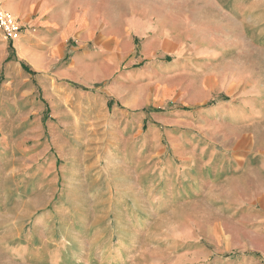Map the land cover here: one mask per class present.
<instances>
[{
	"label": "rangeland",
	"instance_id": "374dc122",
	"mask_svg": "<svg viewBox=\"0 0 264 264\" xmlns=\"http://www.w3.org/2000/svg\"><path fill=\"white\" fill-rule=\"evenodd\" d=\"M116 1L77 16L133 6L171 49L102 63L0 0V264H264V0Z\"/></svg>",
	"mask_w": 264,
	"mask_h": 264
},
{
	"label": "crops",
	"instance_id": "0c3cea01",
	"mask_svg": "<svg viewBox=\"0 0 264 264\" xmlns=\"http://www.w3.org/2000/svg\"><path fill=\"white\" fill-rule=\"evenodd\" d=\"M92 1V3L96 1L109 2V0ZM77 2L78 0H8L7 9L19 16L20 24L23 27L30 29L27 33L44 29L54 31L72 27L74 24L75 27L78 25L76 28L82 30L81 35L84 40L82 44L90 45L92 49L95 48L94 50L88 49L84 54L96 57L102 63H110V61L116 63L125 58L132 51L131 49L127 50L126 46L143 37L151 38L141 48L140 55L143 57L153 56L161 47L164 51V48L171 49L166 47L170 46L171 36L156 29L157 24L154 25L151 18L141 15L134 10L133 6L127 8L128 15L121 14L120 11H117L116 15L114 12L108 15L106 14L107 10H103L100 6L96 9V4H94L92 7L82 10L81 16H77ZM112 2L118 3L116 0H112ZM53 39L54 43L60 42L61 35ZM150 48H152L151 51ZM174 68L183 71L184 66L176 63ZM242 82L247 85L246 81L242 79H237L235 76L232 78L234 86L240 85ZM253 111L254 109L251 110L252 115L249 114L248 118L250 116L253 119L256 118L258 114ZM244 155L248 157L250 154L245 151Z\"/></svg>",
	"mask_w": 264,
	"mask_h": 264
},
{
	"label": "built area",
	"instance_id": "2783aa9c",
	"mask_svg": "<svg viewBox=\"0 0 264 264\" xmlns=\"http://www.w3.org/2000/svg\"><path fill=\"white\" fill-rule=\"evenodd\" d=\"M0 31L5 39L13 41L18 38L20 27L15 18L6 13L0 6Z\"/></svg>",
	"mask_w": 264,
	"mask_h": 264
},
{
	"label": "trees",
	"instance_id": "16d2710c",
	"mask_svg": "<svg viewBox=\"0 0 264 264\" xmlns=\"http://www.w3.org/2000/svg\"><path fill=\"white\" fill-rule=\"evenodd\" d=\"M10 49H11V46H10ZM22 69L25 71V72H28L30 73V68L28 66H26L25 64H22L21 65ZM80 88V87H79ZM80 89H84V88H80ZM85 90V89H84Z\"/></svg>",
	"mask_w": 264,
	"mask_h": 264
}]
</instances>
